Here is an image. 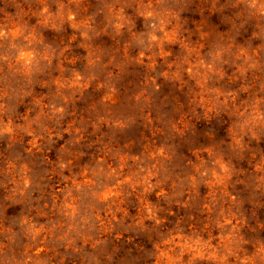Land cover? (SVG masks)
Listing matches in <instances>:
<instances>
[{
	"label": "clouds",
	"instance_id": "1",
	"mask_svg": "<svg viewBox=\"0 0 264 264\" xmlns=\"http://www.w3.org/2000/svg\"><path fill=\"white\" fill-rule=\"evenodd\" d=\"M0 264H264V0H0Z\"/></svg>",
	"mask_w": 264,
	"mask_h": 264
}]
</instances>
